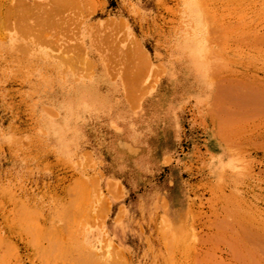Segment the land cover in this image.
I'll use <instances>...</instances> for the list:
<instances>
[{"label":"rangeland","instance_id":"374dc122","mask_svg":"<svg viewBox=\"0 0 264 264\" xmlns=\"http://www.w3.org/2000/svg\"><path fill=\"white\" fill-rule=\"evenodd\" d=\"M0 264H264V0H0Z\"/></svg>","mask_w":264,"mask_h":264},{"label":"bare ground","instance_id":"6f19581e","mask_svg":"<svg viewBox=\"0 0 264 264\" xmlns=\"http://www.w3.org/2000/svg\"><path fill=\"white\" fill-rule=\"evenodd\" d=\"M145 157H146V156H145ZM148 157H149V156H148ZM148 161H149V160H148ZM148 161H147V162H148ZM142 164H143V163H142Z\"/></svg>","mask_w":264,"mask_h":264}]
</instances>
